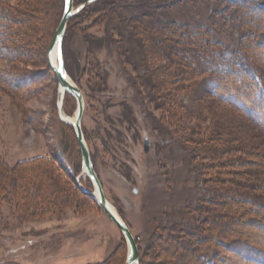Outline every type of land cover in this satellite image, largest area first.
<instances>
[{"label": "rangeland", "instance_id": "rangeland-1", "mask_svg": "<svg viewBox=\"0 0 264 264\" xmlns=\"http://www.w3.org/2000/svg\"><path fill=\"white\" fill-rule=\"evenodd\" d=\"M125 4L128 7H122L121 13L154 12L161 4L163 9L158 13L168 20L202 22L216 30L210 20L214 8L216 17L223 14L225 19L224 27L215 33L222 40L223 49L233 52L245 65L251 68L258 65L264 70V11L257 10L256 4H231L228 0H130ZM61 6V0H0V17L7 29L12 30L1 39L5 53L0 54V158L9 168L22 170L18 178L14 174L15 179L0 197V264H126L128 246L121 231L100 206L76 189L73 181L75 175V183L81 189L94 191L79 164L82 161L79 147L72 142L75 130L60 119L59 81L49 70L47 50ZM27 13L33 17H24ZM71 25L63 51L69 69L84 89L71 77L84 96L83 133L106 198L135 238L139 264H176L186 251L190 257L183 264H196L202 250L209 245L208 255H213L217 264H264V210L242 199L226 203L215 187L214 175L219 169L246 171L254 187L259 185L261 177L264 179V157L258 154L264 146V133L240 114L245 147L257 146L259 150L233 157L208 154L203 157V163L214 179H209L210 175L204 177L196 167L198 163L190 159L187 148L169 133L166 127L169 111L165 106L154 109L149 90L138 85L145 75L140 66L139 41L131 38L125 29L121 35L111 34L110 26L105 27L109 25L107 19L96 12L75 18ZM245 45L257 61L244 55L241 46L245 48ZM219 61L226 62L222 57ZM95 70L101 77L99 85L94 78ZM232 70L228 74L229 87L239 86L242 78L247 80L245 70L237 65ZM76 111V99L65 97L62 112L73 117ZM219 118H222L221 107L214 118L207 117L206 124H214ZM196 124L197 121L190 120L191 126ZM145 138L150 140L148 153L144 152ZM36 157L54 161L59 174L57 180H47L45 173L50 172L49 167L36 171L34 165L21 164ZM255 171L261 174L259 180L249 175ZM23 186L35 190L27 194L26 204L18 193ZM57 187L63 200L45 207L44 195ZM134 189L138 190L137 195ZM258 194L264 204V191ZM215 195L226 206L215 211L214 234L229 230L231 238L239 239L235 244L237 250L231 246L232 250L219 247L218 252L217 240L200 241L205 233L194 240L198 247L190 245V237L183 240L180 236L187 229L177 231L176 227L183 224L192 228L193 219L199 222L202 217L192 218L190 214ZM40 200L43 207H35L34 203ZM228 205L238 217L234 223L224 218ZM259 253L263 257H251Z\"/></svg>", "mask_w": 264, "mask_h": 264}, {"label": "trees", "instance_id": "trees-1", "mask_svg": "<svg viewBox=\"0 0 264 264\" xmlns=\"http://www.w3.org/2000/svg\"><path fill=\"white\" fill-rule=\"evenodd\" d=\"M89 1L90 0H74V5L77 3V6L75 7L78 8ZM128 1L130 0H96L91 2L78 14L70 18L67 32L71 31L73 26L71 24L75 18L77 19L79 16L96 12L101 18L107 19L109 25L105 27L109 28L110 26L111 34L116 35L118 33L119 35L120 33L121 35L122 30L125 29L129 32L131 38L139 41L142 53L140 66L144 69L145 75L138 80V85L149 90V96H151L150 103L152 106L154 105V109L159 110L162 109L161 107L165 106L164 109L169 111L167 112L169 123L166 124L169 133L187 148L190 159L198 163L196 167L204 177L205 175L211 174L203 163V157L205 158L208 154L213 156L227 154L230 156L232 155L233 157L249 153L247 151H251L252 149L253 151H258L259 149L257 146L250 149L245 147L242 140L243 136H245V132L239 124V119L242 118L241 115H243V117H246L264 133V70L258 65H255V67L253 66V68L248 64L245 65L233 52L227 48L223 49V42L222 40L219 41L220 39L216 35L218 34V28L221 30L224 27L225 19L222 14L223 12H219L222 15L216 17L215 13H213L214 8L211 10L212 14L210 15V20L214 28H216V30H214L211 29L209 25L202 22L180 23L168 20L158 13L159 10L163 9L161 4H158V7L154 8L156 10H154V12L149 10L146 12L141 11L140 13H135V11L130 13H127V11L125 13L123 11L121 13L120 9H122V7H128V4H125V2ZM228 1L231 4H239L242 2L256 4L257 10L264 11V1ZM61 5V14L53 32L54 35L52 41L64 15L66 0H61ZM170 8L172 7L170 6ZM31 13L24 14L23 16L30 19L33 17ZM13 23L19 24L21 21H15ZM4 24L3 19L0 17V54H2V52L5 53L1 44V39L8 35L7 33H10L9 31H12L10 28L7 29ZM107 28H105V30ZM167 33L169 34V37L166 36ZM66 37L64 39L65 45ZM231 43L233 42L230 40V44ZM241 48L242 51H245V56L248 55L250 57L249 59L257 61L255 55L249 52L246 45L245 48L243 46H241ZM63 53L65 55V51H63ZM64 57L68 74L78 86L84 90L80 79L76 77V74H72V71L69 69L66 55ZM220 57L226 62L219 61ZM235 65H237L238 68L245 70L247 80H243L242 78V80L240 79L239 81V86L233 85L229 87L227 85L229 82L228 74L229 72H233L232 67ZM221 69L226 70V72ZM49 70L55 77L56 75L51 67ZM221 75L222 77H220ZM94 78L96 80V85H99L101 77L97 70H95ZM15 89H17V87ZM67 98L72 99L73 101L75 100L73 96L69 94H67L66 99ZM66 101L67 100H65V102ZM219 107H221L222 118H219L214 124H206L207 117L210 116V118H214ZM64 110L67 112L66 103L64 105ZM171 112L174 113L172 114ZM162 119L165 122L163 116ZM190 120L197 121V124L191 126ZM164 122L163 124H165ZM65 126L67 127L68 125ZM68 128L72 127L69 126ZM72 137H74L72 140L73 144L77 143L80 149L75 134ZM87 139L89 138L87 137ZM79 149V154L82 156L81 149ZM258 154H260L261 157H264V146L262 151H259ZM52 162L54 161L45 159L44 157H36L23 161L21 164L24 167L28 166L26 164L34 165L33 167L36 171L39 168L42 170L43 166L49 167L48 169H50V172L45 173V176L48 181L52 182L57 180L59 176L56 172L55 163ZM238 162H240L239 159H237L236 163L238 164ZM226 163L227 162H223L224 165ZM79 164L82 166V161ZM21 171L22 170H18V168H9L0 158V197L5 193L6 188H8V183H11V180L15 179L14 174H16V178H18ZM245 172L236 170L231 171L230 169H225V171L222 172L219 169L216 173L214 172L217 180V186L215 187L220 191L219 193H221V197L225 198L224 201L226 203L242 199L247 204L254 205L258 209L264 210V204L261 203V197L258 194L260 191H264V179L258 171H255V173L250 172L249 175H251L252 179L255 178L259 180L261 177L259 180L261 183L259 182L260 184L255 185L254 187V184L248 180ZM76 177L77 176L75 175L73 177L76 189L84 197L90 199L95 205L99 206L96 199L85 193L79 185L75 183L74 179ZM211 178L214 179L212 175H210L209 179ZM19 186L22 185L20 184ZM32 189L33 188L31 187L27 188V186H23L21 189L19 188L18 193L20 198H22L23 203L26 204L27 202V194L35 191ZM87 189L91 192L93 191V189ZM243 191H249V193L245 194ZM61 193L62 192L58 187L51 193L47 192V194L44 195V199H42L45 203V207L49 204H60V198L63 197ZM217 197L218 196L215 195L210 201L206 200L207 202H204L205 206L194 210L197 213L191 209V212H194L193 214H190L192 218L194 217L193 215H199L202 219L199 222L193 219L194 224L190 229L184 224L181 225L182 227L179 226L181 228L177 226V231L180 232L179 229H187L182 230L180 236L183 237V240H187L186 236L190 237L192 240L190 245H196L198 247L199 244H196L194 240L197 239V237L200 238V234L205 233V237H202L203 240L201 239L200 241L209 243L211 239L217 240L216 247L214 244L212 245H214L218 252H220L219 247H226L231 250L232 248H235V250H237L235 244L239 243V239L231 238L229 230H221L214 234L213 226L216 223L214 219L215 211L221 209L222 205L226 206L225 204H221ZM42 200H40V202H35V207L38 206L39 208H42ZM229 206L230 205L225 207L224 218L230 219V221L234 223L237 221L238 217L233 214V209ZM251 223L256 225V222L254 221ZM230 246L232 248H230ZM209 247L210 245L205 247V250H202L201 255L197 258V262H195L196 264H217L213 255H208ZM255 249L260 251L257 248ZM255 249H253V251H255ZM180 252L179 254H181ZM189 255L187 251L186 253L184 252L183 257H180L176 262L178 264H183V260ZM251 257L253 259L255 257L259 258L263 257V254L259 253L257 256L254 255V257Z\"/></svg>", "mask_w": 264, "mask_h": 264}, {"label": "water", "instance_id": "water-1", "mask_svg": "<svg viewBox=\"0 0 264 264\" xmlns=\"http://www.w3.org/2000/svg\"><path fill=\"white\" fill-rule=\"evenodd\" d=\"M96 0H90L87 4L82 6L79 9H75L74 7V0H66V7L64 15L61 19V22L56 30L54 39L52 41V44L49 48V63L51 66V69L54 71L58 81L60 90H63V101L65 99L66 94H69L73 96L77 101V111H76V122L75 123H69L65 120H62L59 112V116L61 121L64 123L72 126L75 130L77 141L80 145L81 154H82V167H83V174H86V177L91 181L94 191L85 190L82 187V190L92 196L94 199H96L98 205L102 209V211L106 214V216L118 227V229L121 231L126 244L128 246V257L126 264H139V254H138V247L135 241V238L129 229L128 225L121 219V217L118 215V213L114 212L111 208V204L106 198V195L104 193L103 186L101 184V181L95 171L94 164L91 157L90 148L87 144V141L85 139V135L83 133L82 129V120H83V114L85 110V102H84V96L82 93V90L73 82L71 79V76L68 74V71L66 69L65 60H64V54H63V42L66 36L67 27L69 20L72 16L77 14L79 11H81L85 6L89 5L91 2H94ZM56 53L57 56V64H53L52 55ZM63 103V102H62ZM61 103V105H62ZM150 150V140L149 138H145L144 141V152L148 153ZM83 174L77 179V182L80 181V179L83 177ZM135 194H138V190H133Z\"/></svg>", "mask_w": 264, "mask_h": 264}, {"label": "bare ground", "instance_id": "bare-ground-1", "mask_svg": "<svg viewBox=\"0 0 264 264\" xmlns=\"http://www.w3.org/2000/svg\"><path fill=\"white\" fill-rule=\"evenodd\" d=\"M52 60H53V64L54 65H56L57 64V56H56V53H54L53 55H52ZM66 96H67V94H66ZM65 96V97H66ZM63 90H60V92H59V104H58V108H59V112H60V116H61V118H62V120H65V121H67V122H69V123H75L76 122V114H74V116L73 117H69V116H67V115H65L63 112H62V105H61V103L63 102ZM63 104V103H62ZM84 175H86V174H84ZM111 208H112V210L116 213L117 211H116V209L111 205Z\"/></svg>", "mask_w": 264, "mask_h": 264}, {"label": "flooded vegetation", "instance_id": "flooded-vegetation-1", "mask_svg": "<svg viewBox=\"0 0 264 264\" xmlns=\"http://www.w3.org/2000/svg\"><path fill=\"white\" fill-rule=\"evenodd\" d=\"M137 195V194H136Z\"/></svg>", "mask_w": 264, "mask_h": 264}]
</instances>
